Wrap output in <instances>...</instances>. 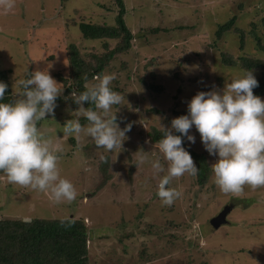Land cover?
Listing matches in <instances>:
<instances>
[{"label":"rangeland","instance_id":"374dc122","mask_svg":"<svg viewBox=\"0 0 264 264\" xmlns=\"http://www.w3.org/2000/svg\"><path fill=\"white\" fill-rule=\"evenodd\" d=\"M122 1L131 46L114 54L101 75H114L110 86L122 100L111 111L121 129L131 124V130L122 149L105 152L83 133L63 134L65 121L83 117L67 101L72 97L65 92L72 84L67 49L74 44L87 61L113 49L120 39H88L78 25H114L117 0H15L11 9L0 0V68L7 71L13 101L25 73L47 69L63 87L61 102L37 127L62 146L58 172L76 191L73 201L55 203L47 191L10 184L1 174L0 218H82L90 264H264V187L245 185L241 193L224 194L213 183L212 170L203 184L185 173L167 185L179 198L162 205L156 193L167 165L148 134L152 127H168L175 117L171 110L186 111L196 92L220 91L242 76L247 69L239 56L264 63V0ZM233 15V28L218 38V26ZM223 57L235 61L231 68ZM251 70L256 79L264 76V67ZM190 132L195 143L184 142L205 152L211 168L216 157L203 148L195 128ZM139 150L149 160L159 158L165 171L154 175L147 162L136 167ZM100 155L108 157L104 180ZM225 206H230L226 221L216 225Z\"/></svg>","mask_w":264,"mask_h":264},{"label":"clouds","instance_id":"9594fccd","mask_svg":"<svg viewBox=\"0 0 264 264\" xmlns=\"http://www.w3.org/2000/svg\"><path fill=\"white\" fill-rule=\"evenodd\" d=\"M4 2L8 9L14 7L15 0ZM114 78L110 73L99 75L85 90L71 93L77 105L75 112L82 114L87 124L81 125L79 119L65 121V136L83 133L105 152L122 149L131 124L121 129L116 122V111H111L122 100L110 87ZM17 87L18 98L2 102L8 85L0 81V172L10 184L47 191L55 203L71 202L76 191L70 181L59 175L57 167L63 148L53 145L37 127V121L53 114L63 87L47 69L25 73ZM256 87L258 81L253 71L246 70L220 91L196 92L187 102L186 114L172 118L166 128L161 125L163 136L157 148L167 171L159 179L156 194L162 205L171 206L181 195L167 187L172 178L185 173L196 176L199 171L183 146L184 140L195 143L192 128L198 132L203 148L216 157L211 168L213 183L220 192L241 193L245 185L252 189L264 187V100L253 94ZM84 102L92 107H84ZM135 153L136 167L147 162L154 175L165 171L159 158L149 160L143 150ZM99 159L105 162L104 155Z\"/></svg>","mask_w":264,"mask_h":264},{"label":"trees","instance_id":"16d2710c","mask_svg":"<svg viewBox=\"0 0 264 264\" xmlns=\"http://www.w3.org/2000/svg\"><path fill=\"white\" fill-rule=\"evenodd\" d=\"M117 4L119 10L115 16L114 25L91 22L79 23V30L85 38L120 39V41L113 49L105 54H91L92 60L89 61L83 60L80 57L79 51L74 44H69L67 59L72 84L66 86L65 92L72 91L78 94L85 90L87 88L85 83L91 80L94 75H101L104 64H107L114 54L130 48L133 34L124 20V3L122 0H117ZM234 21L235 15L218 26L216 30L218 38H220L223 33L233 28ZM260 26L264 30V16L260 19ZM238 33L242 44L244 34L241 33V31ZM254 36H256L259 44V37L257 34H254ZM223 58L224 63H226L229 68L235 63L231 57ZM244 58L243 56H239L241 64L247 70L264 67V63L258 59ZM0 81L8 85L2 102H13L7 71L1 68ZM257 81L258 87L253 89V94L259 97L264 96V76L258 78ZM73 85L76 86L74 90L72 89ZM111 88L114 91L116 90L114 87ZM67 101L71 106L76 105L70 96L67 98ZM56 102H61L59 96ZM84 107H92V105L84 102ZM171 111L176 117L185 114L187 110L177 111L172 109ZM78 119L80 123L87 122L82 116ZM148 134L150 140L155 143L162 138L163 129L152 127ZM175 134L178 135V133ZM183 146L190 153L195 166L199 169L195 176L197 182L199 184L205 183L208 174H210L212 170L205 156V152H197L191 149L184 141ZM107 160L108 157L105 156V162L99 163L103 180L106 178L105 171L108 164ZM1 174H3V172H0V175ZM88 239L87 227L82 218H0V264H90L87 245Z\"/></svg>","mask_w":264,"mask_h":264},{"label":"water","instance_id":"95a60500","mask_svg":"<svg viewBox=\"0 0 264 264\" xmlns=\"http://www.w3.org/2000/svg\"><path fill=\"white\" fill-rule=\"evenodd\" d=\"M230 210V206H225V209H223L219 214L214 218V221L216 220V225H218L220 222L226 221V213Z\"/></svg>","mask_w":264,"mask_h":264}]
</instances>
